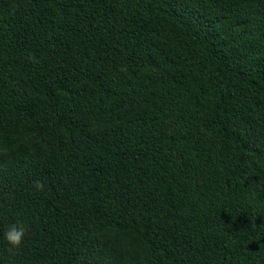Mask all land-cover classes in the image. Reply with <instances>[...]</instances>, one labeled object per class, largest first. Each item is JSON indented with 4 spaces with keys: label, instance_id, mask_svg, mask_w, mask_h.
<instances>
[{
    "label": "trees",
    "instance_id": "obj_1",
    "mask_svg": "<svg viewBox=\"0 0 264 264\" xmlns=\"http://www.w3.org/2000/svg\"><path fill=\"white\" fill-rule=\"evenodd\" d=\"M0 264H264V0H0Z\"/></svg>",
    "mask_w": 264,
    "mask_h": 264
},
{
    "label": "clouds",
    "instance_id": "obj_2",
    "mask_svg": "<svg viewBox=\"0 0 264 264\" xmlns=\"http://www.w3.org/2000/svg\"><path fill=\"white\" fill-rule=\"evenodd\" d=\"M34 187L39 191L44 188V185L41 181H35ZM28 230V226L22 223L13 224L5 232L4 238L13 248H18L21 245Z\"/></svg>",
    "mask_w": 264,
    "mask_h": 264
}]
</instances>
